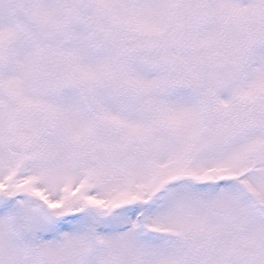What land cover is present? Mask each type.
Masks as SVG:
<instances>
[{"label": "snow or ice", "instance_id": "obj_1", "mask_svg": "<svg viewBox=\"0 0 264 264\" xmlns=\"http://www.w3.org/2000/svg\"><path fill=\"white\" fill-rule=\"evenodd\" d=\"M0 264H264V0H0Z\"/></svg>", "mask_w": 264, "mask_h": 264}]
</instances>
